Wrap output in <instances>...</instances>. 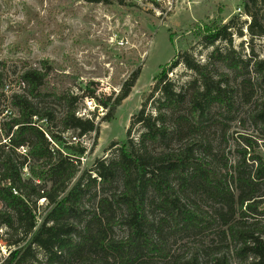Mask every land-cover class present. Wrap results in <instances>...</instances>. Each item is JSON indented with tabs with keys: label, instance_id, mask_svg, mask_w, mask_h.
<instances>
[{
	"label": "trees",
	"instance_id": "1",
	"mask_svg": "<svg viewBox=\"0 0 264 264\" xmlns=\"http://www.w3.org/2000/svg\"><path fill=\"white\" fill-rule=\"evenodd\" d=\"M244 4L251 19L244 26L252 36H264V0ZM199 33L206 45L233 43L230 24L206 25ZM181 57L195 78L177 89L168 73L181 62L164 68L153 90L161 94L155 112L146 113V102L135 116L143 127L139 138L129 132L113 160H97L92 172L79 173L75 161L87 148L70 144L64 133H98L100 122L78 116L76 96L51 87L45 68L22 73L23 90L10 101L18 114L4 122L6 142L0 146V229L16 237L0 264H157L173 257L170 236L190 239L175 263L264 264V156L248 139L249 151L237 163L223 164L208 142L212 129L227 132L248 105L249 118L264 130V96L256 99L264 94V58L245 59L219 48L206 63L189 53ZM213 63L224 70L214 71ZM138 75L139 70L110 106L103 103V120L115 115ZM49 95L67 103L59 129L53 111L36 103ZM118 178L121 188L101 194ZM41 199L47 202L42 216ZM117 225L126 227V237H114ZM215 227L219 241L204 245L200 235Z\"/></svg>",
	"mask_w": 264,
	"mask_h": 264
},
{
	"label": "rangeland",
	"instance_id": "2",
	"mask_svg": "<svg viewBox=\"0 0 264 264\" xmlns=\"http://www.w3.org/2000/svg\"><path fill=\"white\" fill-rule=\"evenodd\" d=\"M110 1L0 0V146L6 142L4 122L18 114L10 103L11 95L22 92L20 79L28 67L45 68L51 87L76 96L72 106L78 116L93 117L100 122L98 133L82 137L74 130L64 133L70 144L87 148L79 163L75 161L81 173L92 172L99 159L113 160L129 132L131 137L139 138L143 127L136 123L135 116L146 102V113L155 112V102L161 96L160 92H153L158 77L167 66L177 60L181 62L182 55L189 53L197 61L206 63L212 51L219 48L221 52L233 49L245 59L264 58V36H252L244 26L246 20L237 13L239 7L246 11L244 0ZM214 23L230 24L234 33L232 45L224 40L213 46L206 45L199 32L203 26ZM239 28H245L243 35L237 33ZM211 68L224 70L219 63H213ZM138 70V79L128 98L110 120H103L108 111L103 103L110 106L123 84ZM195 76L182 62L168 73L177 89L187 86ZM263 96L259 92L256 99ZM36 103L53 111L54 125L61 128L59 118L67 107L66 101L49 95ZM252 108L253 105L243 107L227 132L220 129L209 132L208 142L223 164L237 163L244 151H249L248 139L254 142L255 151L264 156V130L249 118ZM23 173L24 178L30 177L27 167ZM121 187L122 181L118 178L101 194ZM38 205L42 216L47 202L41 199ZM3 207L0 202V208ZM127 234L123 225L114 227V237L124 238ZM200 236L204 245L220 239L217 227ZM14 239L6 228L0 229V261L9 255L13 247L10 241ZM168 240L173 257L181 255L185 242L190 241L174 236ZM173 257L157 264H179Z\"/></svg>",
	"mask_w": 264,
	"mask_h": 264
},
{
	"label": "built area",
	"instance_id": "3",
	"mask_svg": "<svg viewBox=\"0 0 264 264\" xmlns=\"http://www.w3.org/2000/svg\"><path fill=\"white\" fill-rule=\"evenodd\" d=\"M238 15H240L243 19L248 20L249 22L251 21L250 17L246 14V12L239 7V9L237 10Z\"/></svg>",
	"mask_w": 264,
	"mask_h": 264
}]
</instances>
